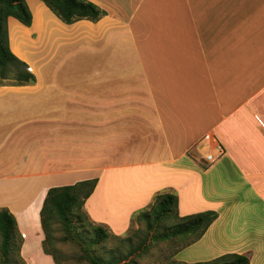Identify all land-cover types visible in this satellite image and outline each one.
<instances>
[{"label":"crops","instance_id":"1","mask_svg":"<svg viewBox=\"0 0 264 264\" xmlns=\"http://www.w3.org/2000/svg\"><path fill=\"white\" fill-rule=\"evenodd\" d=\"M89 1L106 11L97 21L67 24L42 0H27L30 26L8 18L37 79L0 82V208L22 260L57 264L43 245L48 190L98 178L85 209L112 233L170 189L180 216L218 214L177 260L264 264V0ZM206 134L226 149L213 165Z\"/></svg>","mask_w":264,"mask_h":264},{"label":"trees","instance_id":"2","mask_svg":"<svg viewBox=\"0 0 264 264\" xmlns=\"http://www.w3.org/2000/svg\"><path fill=\"white\" fill-rule=\"evenodd\" d=\"M63 22L72 24L80 19L99 20L106 14L97 4L89 0H42ZM13 16L23 24L30 26L33 21V12L27 0H0V74L2 78H10L12 83L25 84L36 82L35 74L30 71L29 65L21 60L10 47L8 18ZM10 73H14L10 77ZM98 178L78 181L74 184L51 187L41 209V223L45 234L43 242L46 253L53 255L57 264H60L52 253L49 245L53 244L54 224L61 223L65 229L72 232L76 223L83 227H92L95 240L108 238L111 232L108 227L94 223L85 209V202L94 191ZM215 211H204L180 216L178 213V196L173 190H165L155 195L149 207L136 212L134 220L146 222L148 231L157 232V238L169 239L176 236H193L186 245L198 240L208 227L217 218ZM89 217V218H88ZM74 218L78 220L75 222ZM177 219L167 228L165 221ZM107 228L109 232L105 229ZM155 233L152 237L155 238ZM18 223L16 217L7 207L0 208V250L5 256L4 264L9 263V255L15 249L20 256V242L18 240ZM116 235V234H115ZM184 245V246H186ZM23 264L24 261L22 260ZM90 264H117L116 261H102L90 256ZM188 264V263H185ZM194 264H250L249 257L236 253L225 254L206 262Z\"/></svg>","mask_w":264,"mask_h":264},{"label":"rangeland","instance_id":"3","mask_svg":"<svg viewBox=\"0 0 264 264\" xmlns=\"http://www.w3.org/2000/svg\"><path fill=\"white\" fill-rule=\"evenodd\" d=\"M29 67L33 72L30 64ZM13 75L14 73H10L9 76L13 77ZM10 81L13 80L2 78L0 74V82ZM77 220L74 218L75 222ZM176 221L177 219L172 218L165 221L163 226L168 228ZM55 222L53 244L49 245V248L60 264H90V256H95L105 262L114 260L117 264H185L177 260V253L193 237L157 238L161 229L156 233L148 231L145 221L134 220L124 235H115L105 228L110 236L96 241L92 227H83L77 222L72 232H69L57 222V219ZM154 233L155 238L152 237ZM18 255V251L14 249L9 255L8 264H23ZM4 260L6 258L0 250V264H4Z\"/></svg>","mask_w":264,"mask_h":264},{"label":"built area","instance_id":"4","mask_svg":"<svg viewBox=\"0 0 264 264\" xmlns=\"http://www.w3.org/2000/svg\"><path fill=\"white\" fill-rule=\"evenodd\" d=\"M31 70V67H29ZM198 150L208 165L218 162L226 153L223 143L212 134H206L201 139Z\"/></svg>","mask_w":264,"mask_h":264}]
</instances>
